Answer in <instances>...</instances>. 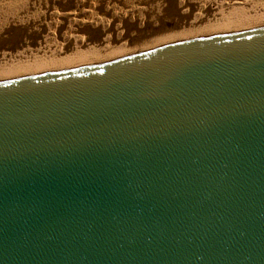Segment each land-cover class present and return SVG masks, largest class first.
<instances>
[{
    "label": "water",
    "instance_id": "95a60500",
    "mask_svg": "<svg viewBox=\"0 0 264 264\" xmlns=\"http://www.w3.org/2000/svg\"><path fill=\"white\" fill-rule=\"evenodd\" d=\"M0 264H264V27L0 84Z\"/></svg>",
    "mask_w": 264,
    "mask_h": 264
},
{
    "label": "bare ground",
    "instance_id": "6f19581e",
    "mask_svg": "<svg viewBox=\"0 0 264 264\" xmlns=\"http://www.w3.org/2000/svg\"><path fill=\"white\" fill-rule=\"evenodd\" d=\"M145 2L148 16L130 9ZM2 10L0 84L264 27V0H7Z\"/></svg>",
    "mask_w": 264,
    "mask_h": 264
},
{
    "label": "rangeland",
    "instance_id": "374dc122",
    "mask_svg": "<svg viewBox=\"0 0 264 264\" xmlns=\"http://www.w3.org/2000/svg\"><path fill=\"white\" fill-rule=\"evenodd\" d=\"M5 1H7V0H0V3L2 2V3H4ZM146 1H150V0H146ZM169 1H171V0H169ZM139 6H141V7H139ZM149 6V4H147V2H145V3H142L141 5H137L136 3L135 4H133V5H130V9L131 10H133V12H135L137 15H141V13H147V11L149 10V8L151 9H153V5L150 7H148ZM15 7V8H14ZM143 7V8H142ZM16 8H18V6L16 7L15 5H12L11 6V8H6L7 10H5V12L6 11H15V10H17ZM140 8V9H139ZM154 8H156V7H154ZM10 9V10H9ZM137 9V10H136ZM143 9V10H142ZM116 11H117V9H116ZM137 11V12H136ZM141 11V12H140ZM122 12V11H121ZM138 12H139V14H138ZM0 13H4V11L2 10ZM143 13V16H148L147 14L145 15ZM30 16H31V18H33L34 16V18L37 20V21H41V20H43V16L42 15H39V14H35V13H33V14H30ZM33 18V19H34ZM43 23V22H42ZM51 24V22H47V25H50ZM45 26H46V24H44ZM46 27H49V26H46ZM45 27V28H46Z\"/></svg>",
    "mask_w": 264,
    "mask_h": 264
}]
</instances>
